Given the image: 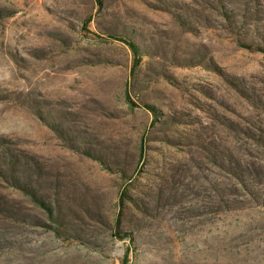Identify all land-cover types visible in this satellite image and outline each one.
Segmentation results:
<instances>
[{
  "label": "rangeland",
  "instance_id": "1",
  "mask_svg": "<svg viewBox=\"0 0 264 264\" xmlns=\"http://www.w3.org/2000/svg\"><path fill=\"white\" fill-rule=\"evenodd\" d=\"M0 264H264V0H0Z\"/></svg>",
  "mask_w": 264,
  "mask_h": 264
},
{
  "label": "trees",
  "instance_id": "2",
  "mask_svg": "<svg viewBox=\"0 0 264 264\" xmlns=\"http://www.w3.org/2000/svg\"><path fill=\"white\" fill-rule=\"evenodd\" d=\"M122 41L125 42L127 45L130 46V48L132 49V51H133V53H134L135 56L136 55L138 56V54H139V48H138V46L134 42L129 41V40H122ZM148 107L155 112V109L152 106H148Z\"/></svg>",
  "mask_w": 264,
  "mask_h": 264
}]
</instances>
